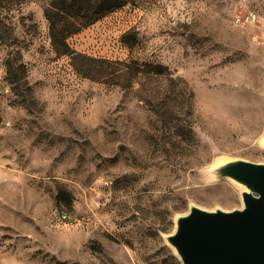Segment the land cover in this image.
<instances>
[{"label":"rangeland","instance_id":"1","mask_svg":"<svg viewBox=\"0 0 264 264\" xmlns=\"http://www.w3.org/2000/svg\"><path fill=\"white\" fill-rule=\"evenodd\" d=\"M51 1L0 0V264H182L166 242L176 217L242 207L215 168L264 163V0H125L68 37L87 56L167 67L128 91L55 53Z\"/></svg>","mask_w":264,"mask_h":264},{"label":"water","instance_id":"2","mask_svg":"<svg viewBox=\"0 0 264 264\" xmlns=\"http://www.w3.org/2000/svg\"><path fill=\"white\" fill-rule=\"evenodd\" d=\"M215 170L219 178L244 188L242 207L207 211L191 206L176 217L166 242L182 264H264V163L238 159Z\"/></svg>","mask_w":264,"mask_h":264},{"label":"trees","instance_id":"3","mask_svg":"<svg viewBox=\"0 0 264 264\" xmlns=\"http://www.w3.org/2000/svg\"><path fill=\"white\" fill-rule=\"evenodd\" d=\"M124 4L125 0H52L46 7L44 15L49 22V37L53 50L57 55L69 58L70 65L77 75L128 91L143 78L158 80L159 77L169 75L167 67L149 62L140 63L137 60L121 61L91 57L70 49L67 43L68 37ZM135 41L134 32L122 35V42L129 46ZM7 67L12 91L18 95L25 84L22 75L23 65L10 58ZM56 199L58 205L62 203L72 210L68 193L59 192Z\"/></svg>","mask_w":264,"mask_h":264},{"label":"built area","instance_id":"4","mask_svg":"<svg viewBox=\"0 0 264 264\" xmlns=\"http://www.w3.org/2000/svg\"><path fill=\"white\" fill-rule=\"evenodd\" d=\"M237 19L241 23L253 22L256 19V14H254V13H244V14L240 15Z\"/></svg>","mask_w":264,"mask_h":264},{"label":"bare ground","instance_id":"5","mask_svg":"<svg viewBox=\"0 0 264 264\" xmlns=\"http://www.w3.org/2000/svg\"><path fill=\"white\" fill-rule=\"evenodd\" d=\"M244 190V189H243ZM172 250L174 251V249L172 248ZM175 252V251H174Z\"/></svg>","mask_w":264,"mask_h":264}]
</instances>
